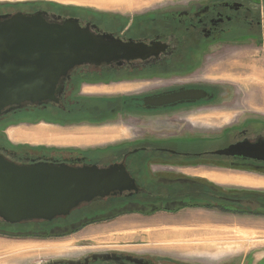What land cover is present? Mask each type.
I'll use <instances>...</instances> for the list:
<instances>
[{
    "label": "flooded vegetation",
    "instance_id": "af4514ba",
    "mask_svg": "<svg viewBox=\"0 0 264 264\" xmlns=\"http://www.w3.org/2000/svg\"><path fill=\"white\" fill-rule=\"evenodd\" d=\"M14 15H41L54 23L74 18L93 35L160 46L161 50L120 65L76 67L69 77L60 80L63 90L56 102L27 103L0 115V126L7 122L4 128L13 123L10 120L19 112L26 114V119L20 120H37L36 123L90 129L121 127L124 134L91 132V137L105 143L87 148L15 147L1 130L0 154L17 163L32 160L99 166L123 163L139 190L132 195L97 200L102 203L118 199L112 202L110 210H95L93 215L94 208L89 203L78 208L71 219L66 216L51 222L15 225L0 220L1 234L45 238L62 235L63 231L71 233L94 216L152 214L164 209L153 206L149 199L154 192L161 196L160 192L165 191L171 194L169 203L175 207L213 209L233 216L264 215L263 189L221 184L205 175L243 174L264 178V159L216 153L238 143L249 146L246 153L256 152L255 146L264 147L263 112L236 102L234 88L225 78L233 74L244 79L252 70L249 67L264 69V59L251 58L250 62L249 57L238 55L239 49L247 46V40H253L256 46L264 42L262 0H196L132 15L98 10L79 0H0V19ZM234 61L239 67L230 69L227 64ZM118 83L130 84L138 90L130 94L83 90V87ZM190 92H197L200 97L183 96L163 104L152 101L159 96ZM113 135H119L116 139L121 140L109 142ZM259 148L257 152L261 153ZM252 261L248 257L243 264ZM34 264L205 263L152 251L138 254L91 251ZM255 264H264V259Z\"/></svg>",
    "mask_w": 264,
    "mask_h": 264
},
{
    "label": "water",
    "instance_id": "95a60500",
    "mask_svg": "<svg viewBox=\"0 0 264 264\" xmlns=\"http://www.w3.org/2000/svg\"><path fill=\"white\" fill-rule=\"evenodd\" d=\"M160 46L122 42L91 34L77 19L47 22L41 15L0 19V115L24 104L56 102L60 80L76 67L118 65L158 54ZM145 60V59H140ZM197 92L153 98L171 102ZM260 147V148H259ZM238 143L216 153L264 159V147L246 153ZM259 148V152L257 149ZM123 163L70 165L48 160L17 163L0 154V220L15 225L51 222L95 200L138 193ZM167 208V207H165Z\"/></svg>",
    "mask_w": 264,
    "mask_h": 264
},
{
    "label": "rangeland",
    "instance_id": "374dc122",
    "mask_svg": "<svg viewBox=\"0 0 264 264\" xmlns=\"http://www.w3.org/2000/svg\"><path fill=\"white\" fill-rule=\"evenodd\" d=\"M141 1V0H138ZM146 1L142 5L134 6L128 5L126 2H121V0H79V3H86L90 5L92 8H96L98 10L107 11L110 13H125L127 15H132L134 13L141 12L143 10L165 7L174 4H184L189 1L196 0H144ZM262 4H264V0H262ZM248 44L242 49H239L238 55H244L249 57L250 62L253 59H264V42L261 45H257L253 42V40H247ZM253 58V59H251ZM245 60V59H244ZM218 64L217 66H219ZM222 65H224L222 63ZM251 68V72L248 73V76L244 79H241L240 83L245 87V94L250 92L249 102L251 104H264V69H256L254 67ZM257 70V71H256ZM250 71V69H249ZM259 71V72H258ZM256 72L260 74H256ZM224 76V74L221 75ZM224 80V78H222ZM130 86V84L118 83L112 84L108 87H83L85 91H96L93 89H99L96 92L107 93V94H120L124 92H103L100 90L101 88H114L117 86ZM126 94L134 93V92H125ZM242 94V92H241ZM247 95H245V98ZM251 110H258L257 108H249ZM259 111V110H258ZM17 116H10L13 120V123H10L6 128L4 126L7 124H1V130L4 132L5 137L8 142L15 147H31V148H52V146L56 147H76V148H87L96 145H103L101 139L96 137H90L91 132H111L112 129L108 128H99V129H90L87 127H69V126H58L53 125L48 122L39 121H26L20 120L19 118L26 119V114L19 112ZM264 114V112H263ZM9 117V116H8ZM18 119V120H17ZM9 128H15L25 131H35L39 128H44L46 132H44L45 138H41L44 140H30V139H20V140H12L8 137L7 130ZM33 133V132H29ZM47 139L50 141L48 142ZM62 139H72L80 140L81 143H57L55 140ZM112 139H110L111 141ZM23 142L29 143L22 144ZM115 142V141H114ZM44 143V144H39ZM45 145V146H42ZM187 173V171H185ZM193 173V172H192ZM195 173V172H194ZM209 174V173H208ZM236 187H245L237 184H233ZM264 187L260 188V190ZM156 196H155V195ZM152 198L149 201L152 202L153 206H161L162 208H174L171 212H162L163 210L153 213V214H135V213H125L119 215H112L104 217L95 216L93 219L87 223L82 225L79 229L74 230L73 232L64 233L62 235L57 236H47L43 238H33V237H20L16 235H6L0 233V264H14L12 261L13 258L19 256L21 260L19 264H34L38 261L51 260L52 258H60L64 256H70L71 254L100 252V251H123V252H131V253H145V252H159L165 251L163 246L160 243H151L146 236L147 231L151 233L152 230L143 231L146 226H142L141 223L138 224V220L141 219L145 222L155 221L157 219L165 220L166 218H170L169 216L190 220L192 224L191 227H199V225L205 224L207 225L206 232L212 228H220V227H246L253 228L256 231H260V235L264 237V215L260 214H242L241 216H233V215H225L219 213L216 210H208L200 207H184L178 209L180 206L173 205L169 203L170 193L168 192H160L161 196H157L158 193L154 192ZM167 196L168 198L164 197ZM117 198H113L111 200L104 201L102 203L93 204L91 202L89 205L94 208L92 210L97 212H102L105 210H110V205L113 201H117ZM97 202V201H95ZM108 204V205H107ZM174 206V207H173ZM79 210H74L68 217L71 219ZM169 213V214H167ZM188 225V224H186ZM190 226V225H188ZM151 227V226H149ZM78 228V227H77ZM136 228L139 229L136 230ZM25 236L27 234H24ZM16 236V237H15ZM238 238H242L243 234L238 232L235 234ZM237 237L232 238L234 240ZM81 242H87V246H80ZM227 248H223L225 251L227 250L228 254L237 253L241 250L240 244H236L233 246V249L230 250V244L226 243ZM252 249L258 250L263 249L264 252V241L259 244H255L251 247ZM250 248V249H251ZM167 253V251H165ZM185 253L187 251H184ZM262 251H260V254ZM163 253V254H166ZM178 253V252H177ZM175 253L172 249H170L169 255L170 257H174ZM179 259H188L191 261L203 260L214 264V261H208L206 259H200L196 257V255H192L191 252L188 254H183L181 251L179 252ZM174 258H177L176 256Z\"/></svg>",
    "mask_w": 264,
    "mask_h": 264
},
{
    "label": "crops",
    "instance_id": "0c3cea01",
    "mask_svg": "<svg viewBox=\"0 0 264 264\" xmlns=\"http://www.w3.org/2000/svg\"><path fill=\"white\" fill-rule=\"evenodd\" d=\"M119 1V0H117ZM121 2H126L128 5H134L139 6L145 3L146 1L141 0H121ZM230 69L239 67L238 62H230L227 64ZM228 79L227 81L229 84L234 88V97L235 101L246 105L247 108H257L259 111L264 112V104H251L249 102V95L250 92L246 93L244 92L245 87L242 83H240L241 78L235 77L233 74H228L225 77ZM103 87H108L107 85H102ZM244 88V89H243ZM98 91L99 89H93ZM103 92H124L120 94H126L125 92H135L138 90V87L135 86H117L114 88H101ZM242 92V94H241ZM245 95L247 97L245 98ZM112 129L111 133L116 132V134H124V130L121 129V127H114L109 128ZM33 132V133H29ZM45 129L39 128L35 131H25L15 128H9L7 130L8 137L10 139L14 140H20V139H30V140H44L41 138H45L44 136ZM109 133V132H107ZM114 136V137H113ZM113 140L109 141L111 143L119 142L121 139H116L118 136L113 135ZM116 136V137H115ZM91 137V136H90ZM112 139V138H111ZM48 142H50L47 139ZM57 143H81L80 140H72V139H62V140H55ZM22 144H29L27 142H23ZM44 144V143H39ZM30 145V144H29ZM45 146V145H42ZM208 178L212 179L213 181L221 184H237L241 186H245L247 188L252 189H260L264 187V178L263 177H257V176H249V175H221V174H214L209 173L205 174ZM184 208V207H182ZM164 209L162 212H171L172 208H162ZM178 209H181L179 207ZM161 211V209L159 210ZM156 211V212H159ZM154 212V213H156ZM153 214V213H152ZM169 214V213H167ZM170 218H166L165 220L157 219L155 221L145 222L139 219L137 222L138 224L141 223L142 226H146V228L143 230H152L151 233L147 231L146 236L147 239L151 243H160L165 251H161V253L169 254L170 249H172L175 253L176 257H179V252L181 251L183 254H188L189 252L192 253V255H196V257H199L200 259H206L208 261H214V264H243L245 263L246 259L248 257H252L253 261L252 264L257 263L258 260L264 259V252L263 249H252L251 247L255 244H259L260 242L264 241V237L260 235V231H256L253 228H246V227H220V228H212L209 231L206 232L207 225L200 224L199 227H191L192 224H190V220L181 219L169 216ZM190 226H188V225ZM140 225V224H139ZM151 226V227H149ZM136 230L139 231L138 228ZM238 232L242 233V238H238L235 236ZM237 237L236 240L232 239ZM227 244H230V250L233 249V246L236 244H240L241 250L237 253H231L228 254L227 250L225 251L223 248H227ZM251 248V249H250ZM184 251H187L186 253ZM260 251H262L260 254ZM174 256V257H175ZM21 258L19 256H16L12 259L14 264H19V261ZM205 264H212L206 261L201 260Z\"/></svg>",
    "mask_w": 264,
    "mask_h": 264
},
{
    "label": "trees",
    "instance_id": "16d2710c",
    "mask_svg": "<svg viewBox=\"0 0 264 264\" xmlns=\"http://www.w3.org/2000/svg\"><path fill=\"white\" fill-rule=\"evenodd\" d=\"M95 201H97V200H95ZM95 201H93V204H97V203H99L98 201H97V202H95Z\"/></svg>",
    "mask_w": 264,
    "mask_h": 264
},
{
    "label": "bare ground",
    "instance_id": "6f19581e",
    "mask_svg": "<svg viewBox=\"0 0 264 264\" xmlns=\"http://www.w3.org/2000/svg\"><path fill=\"white\" fill-rule=\"evenodd\" d=\"M257 71V70H256ZM259 72V71H258ZM258 72H256V74H260V73H258ZM200 97V96H199ZM152 103V102H151Z\"/></svg>",
    "mask_w": 264,
    "mask_h": 264
}]
</instances>
